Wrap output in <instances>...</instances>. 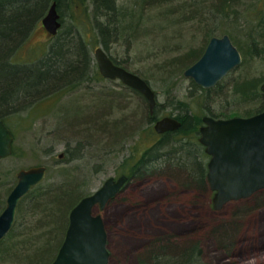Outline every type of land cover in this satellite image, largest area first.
Returning <instances> with one entry per match:
<instances>
[{"label": "rangeland", "instance_id": "1", "mask_svg": "<svg viewBox=\"0 0 264 264\" xmlns=\"http://www.w3.org/2000/svg\"><path fill=\"white\" fill-rule=\"evenodd\" d=\"M106 1L62 0L59 34L50 36L42 29V15L14 50V61L36 63L48 55L57 38L64 40L73 28L77 37L71 44L80 36L92 60L90 77L80 85L63 95L58 92L34 105L26 104L8 117L14 151L0 159V212L21 168L45 165L44 180L70 185L79 200L108 177L128 173L144 157L141 165L150 170L130 177L103 208L94 209L104 221L108 264H141L142 254L154 242L181 244L192 239L201 252L199 261L192 264H264V188L214 209L207 180L203 185L184 173L186 165L169 163L162 169L169 156L177 160L179 152L168 153L183 138L197 139L196 159L207 172L209 156L198 140L199 131L169 135L157 150L161 157L149 160L151 148L164 133H156L153 120L147 119L145 98L117 79L102 77L99 71L91 75L92 63L97 68L94 48L104 49L105 41L111 57L144 77L154 89L158 118L184 114L189 105L200 118L208 114V106L215 111L225 109L230 112L228 117L254 114L259 101L237 103L236 84L255 81L260 90L264 81V0H225L228 7L223 14L216 10L219 0H114L113 9ZM223 34L230 37L242 60L210 91L202 92L183 71L198 59L212 35ZM191 51L194 57L184 66ZM202 124L201 120L197 128ZM191 166L190 170H197ZM24 209L20 212L17 207L16 232L22 229L24 217L32 218ZM222 224L235 228L227 246L215 231ZM4 248L5 244L0 245V264H14Z\"/></svg>", "mask_w": 264, "mask_h": 264}, {"label": "trees", "instance_id": "2", "mask_svg": "<svg viewBox=\"0 0 264 264\" xmlns=\"http://www.w3.org/2000/svg\"><path fill=\"white\" fill-rule=\"evenodd\" d=\"M55 1L58 8L62 0ZM48 2L49 0H0V119L12 132V127L8 122L10 115L18 113L26 104L31 105L33 103L34 105L41 100L50 99L58 92L63 95L90 77L87 74H90L89 63L92 58L86 45L87 42L79 36L75 44H71L76 36V34L71 33V29L67 31L69 35L64 40L57 38L56 43L51 44L47 52L48 55L36 63L28 64L13 60L14 50L24 42L38 20L44 15ZM106 5L113 9L114 0H107ZM227 7L225 0H219L216 10L223 14ZM94 12L97 14V9ZM67 45H72V47L67 49ZM103 46L106 51L107 42L103 41ZM189 54L188 58L182 62L184 66L194 57L192 51ZM110 58L116 64L122 65L113 57L110 56ZM92 66L91 75L96 76L98 69L95 68V63H92ZM211 89L212 87L202 88L201 91L208 92ZM255 89L257 92L253 91ZM236 91L239 96L237 103L248 100L256 104L259 101L255 113L264 109V92L259 90L255 81L239 82L236 84ZM250 110H246L248 111L246 113H249ZM184 112V114L176 115L181 121V127L175 131L164 133L163 139L151 148L149 160L150 158L154 160L161 157V153L159 154L157 150L169 135L175 136L179 132H188L192 129L198 132L197 124L201 123V118L194 115L190 105ZM155 113V109L153 114L148 113L147 119L149 118L151 121L157 119ZM229 113H226L225 109L215 111L208 106V115L212 117L227 118ZM93 125L96 126L95 123ZM178 140L177 144L179 145H176L178 147L172 146V150L168 154L176 152L181 154L178 153L175 156L176 161L170 156L166 158L163 161L162 169L169 163L186 165L184 173L192 174L197 182L205 185L206 167L205 165L202 167L195 155L199 145L197 139L180 138ZM143 159L144 157L139 162L134 163L128 173H126L127 171L122 173L129 175V178L143 175L150 170L148 165H141ZM192 164L197 167V170H190ZM187 167L190 171H187ZM74 192L76 191L70 185L65 186L59 182L45 181V183L38 184L22 198L21 202H26H24L25 205H21L19 202V211L21 212L24 206V212L28 211L32 218L24 217L21 223L23 227L18 232L14 230L17 223H15V218L11 229L0 240V245L5 244L4 253L7 254V257L12 258L14 264H49L53 260L68 226L69 211L78 202V193L76 192L74 195ZM230 225L222 224L215 229L226 246L231 242L226 240H231V234L235 230ZM155 244L156 242L142 254L141 264H192L200 259V248L194 239L181 244L174 242Z\"/></svg>", "mask_w": 264, "mask_h": 264}, {"label": "water", "instance_id": "3", "mask_svg": "<svg viewBox=\"0 0 264 264\" xmlns=\"http://www.w3.org/2000/svg\"><path fill=\"white\" fill-rule=\"evenodd\" d=\"M41 24L49 35L61 27L57 2L52 0ZM94 59L102 77L117 79L139 92L146 100L149 114L156 106V92L136 73L116 64L102 46L94 48ZM241 53L227 34L211 36L199 58L189 65L183 75L202 88L213 87L231 69L240 64ZM264 92V81L260 85ZM199 142L208 154L206 180L213 191L212 207L220 209L225 203L248 198L264 188V109L249 116L214 118L202 117ZM181 121L172 115L157 118L156 133L175 131ZM13 133L0 119V159L12 153ZM45 165L21 168L17 180L5 199L0 212V240L11 229L21 199L46 177ZM128 176L108 177L93 193L83 196L69 211L68 226L57 253L49 264H108L107 233L98 206L103 208L126 183Z\"/></svg>", "mask_w": 264, "mask_h": 264}, {"label": "bare ground", "instance_id": "4", "mask_svg": "<svg viewBox=\"0 0 264 264\" xmlns=\"http://www.w3.org/2000/svg\"><path fill=\"white\" fill-rule=\"evenodd\" d=\"M71 28H69L68 30H70ZM71 33H73V34H76V31L72 28L71 29Z\"/></svg>", "mask_w": 264, "mask_h": 264}, {"label": "flooded vegetation", "instance_id": "5", "mask_svg": "<svg viewBox=\"0 0 264 264\" xmlns=\"http://www.w3.org/2000/svg\"><path fill=\"white\" fill-rule=\"evenodd\" d=\"M61 20H62V19H61ZM62 25H63V23H62ZM41 26H42V24H41ZM42 29H43V26H42ZM43 30H44V29H43ZM116 177H118V176H116ZM116 177H115V178H116Z\"/></svg>", "mask_w": 264, "mask_h": 264}]
</instances>
